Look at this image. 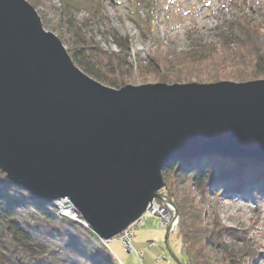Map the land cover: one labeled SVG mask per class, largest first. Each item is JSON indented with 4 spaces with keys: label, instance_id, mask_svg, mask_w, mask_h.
<instances>
[{
    "label": "water",
    "instance_id": "1",
    "mask_svg": "<svg viewBox=\"0 0 264 264\" xmlns=\"http://www.w3.org/2000/svg\"><path fill=\"white\" fill-rule=\"evenodd\" d=\"M204 152L264 161V78L109 87L74 63L27 0H0L9 178L109 242L161 199L166 162Z\"/></svg>",
    "mask_w": 264,
    "mask_h": 264
},
{
    "label": "rangeland",
    "instance_id": "2",
    "mask_svg": "<svg viewBox=\"0 0 264 264\" xmlns=\"http://www.w3.org/2000/svg\"><path fill=\"white\" fill-rule=\"evenodd\" d=\"M27 1L38 12L44 29L57 35L67 49L77 44L72 39V34L76 30L75 25L70 29L60 26L64 23L60 17L63 18L66 13L71 15L72 21L82 34L83 39L77 46L87 43L88 46L102 51L121 53L120 55L125 57L123 61L126 66L120 70L121 73L116 78L121 82L120 87L128 84L132 86L172 84L175 83L172 82L174 74L194 73V69L199 66L188 65L177 70L158 65L154 73L146 66V61L156 55L167 61L182 57V52L190 49L194 43V40L191 41L192 37L207 44L216 43L220 27L225 26L224 31H228L231 28L227 25L235 21H243L250 27L264 32V0H66L73 1L74 4L69 3L63 11H61L63 0ZM113 34L120 40L126 39L128 47L124 51L114 43ZM263 41L264 35L261 36L260 42ZM233 62L240 64L243 60L236 56ZM193 75L191 81L202 83L196 74ZM159 77H163L164 80L157 81ZM261 174L260 172L253 180L249 179L253 191H250L249 187L243 188L237 178L230 180L228 175L226 184L219 186L220 181H217L205 191H200L188 178L182 179L175 176L173 171L163 170L162 180L165 186L160 190L161 199L155 198L151 202V210L147 207L134 221L136 228L132 230L131 246H124L119 240L129 225L109 242L98 238L94 239V242L103 246L110 255L114 251L118 258L114 254L113 257L119 259L121 264H125L124 261L129 264H141L140 261L143 259L144 264L166 262L188 264L186 257L179 250L180 216L171 200L173 198L175 202L183 200L189 204L190 201H194L199 205L202 225L208 227L206 228L208 231L222 228L223 233L227 235L225 242L230 243L240 263L264 264V189L261 193L254 190ZM250 176L247 175L251 178ZM245 178L243 176L242 179ZM59 210L58 214L68 217L61 213L65 209L60 207ZM85 223L82 225L90 229ZM145 228L148 231L146 240H149L146 241V248H154L143 253L135 241L137 238H145L143 234ZM226 229L232 230L236 236L233 238L224 232ZM172 254L178 260L174 259ZM158 256L160 258L165 256L167 259L156 260Z\"/></svg>",
    "mask_w": 264,
    "mask_h": 264
},
{
    "label": "trees",
    "instance_id": "3",
    "mask_svg": "<svg viewBox=\"0 0 264 264\" xmlns=\"http://www.w3.org/2000/svg\"><path fill=\"white\" fill-rule=\"evenodd\" d=\"M63 2L61 11L69 3L74 4L73 1ZM60 18L64 20L60 26L65 29L75 25L72 39L78 45L83 38L71 15L66 13ZM227 26L231 28L228 31H224L225 26L220 27L216 43L207 44L192 37L194 43L190 49L182 52V57L167 61L156 55L146 61V66L153 73L158 65L177 70L188 65L199 66L192 75L182 72L174 74L172 82H190L193 74L202 82H242L264 78V41L260 42L264 32L243 21H235ZM113 38L121 51L128 47L125 38L120 40L115 34ZM77 45L67 49L74 63L101 83L119 88L121 82L116 78L126 66L123 61L125 57L118 52L88 46L87 43ZM236 56L241 57L243 62H233ZM158 80L163 81L164 78L159 77ZM163 170L173 171L175 176L182 179L188 178L200 191L227 179V175L230 180L237 178L243 188L249 187L253 191L249 181L261 172L254 190L261 193L264 189V163L260 161L199 153L173 157L166 162ZM241 175L246 178L243 180ZM247 175H251V178ZM171 200L180 216L179 250L188 264H242L238 257L236 259L230 243L225 242L227 235L222 228L208 231V227L202 225L199 205L194 201L188 204L183 200ZM57 211L50 200L31 193L0 170V264H121L112 253L110 255L103 246L94 242L96 235L81 222L62 216ZM200 214L202 216L203 212ZM224 232L233 238L236 236L230 229Z\"/></svg>",
    "mask_w": 264,
    "mask_h": 264
},
{
    "label": "crops",
    "instance_id": "4",
    "mask_svg": "<svg viewBox=\"0 0 264 264\" xmlns=\"http://www.w3.org/2000/svg\"><path fill=\"white\" fill-rule=\"evenodd\" d=\"M144 231H145V232H144L143 234H144V237H145V238H143V237H142L141 239L137 238V240L135 241L136 246H137L139 249H142V250H143V253L145 252V250H146V251H149L150 249L154 248V247H152V248H146V243H147L146 241H149V240H146V239H148V237H147V234H148L147 228H145ZM114 242H115V243H119V244H121V243L118 242V241H114ZM121 245H122V244H121ZM137 247H136V248H137ZM109 248H110V247H109ZM123 249H124V247H123ZM110 250H111V249H110ZM111 251H112V250H111ZM126 252H127V251H126ZM112 253L117 257V255L114 253V251H112ZM127 253H128V252H127ZM124 257H125V256H124ZM126 257H127V256H126ZM117 258H118V257H117ZM159 259H160V260H162V259H165V260H166L167 257L164 256V258H163V257L160 258V257L158 256V257L156 258V260H159ZM118 260H119V259H118ZM138 260H139V259H138ZM148 260H149V258H148ZM148 260H147V262L149 263ZM139 261H140V260H139ZM165 262H166V261H165ZM124 263H125V264H129V263H126L125 261H124ZM140 263H141V264H144V259H143V261H140ZM166 264H172V263H170V262H166Z\"/></svg>",
    "mask_w": 264,
    "mask_h": 264
},
{
    "label": "built area",
    "instance_id": "5",
    "mask_svg": "<svg viewBox=\"0 0 264 264\" xmlns=\"http://www.w3.org/2000/svg\"><path fill=\"white\" fill-rule=\"evenodd\" d=\"M60 208L57 207V210L60 212L59 210ZM62 213V212H61ZM77 220L81 221V219H78V217H76ZM166 219V218H165ZM139 221V220H138ZM137 221V222H138ZM82 223H85L83 221H81ZM135 223V222H133ZM132 225H129V227L127 228V230L124 231V233L119 237V240L123 242L124 246H128L130 247L131 246V239H132V230L133 228H136L135 225L136 224H133ZM86 224V223H85Z\"/></svg>",
    "mask_w": 264,
    "mask_h": 264
},
{
    "label": "bare ground",
    "instance_id": "6",
    "mask_svg": "<svg viewBox=\"0 0 264 264\" xmlns=\"http://www.w3.org/2000/svg\"><path fill=\"white\" fill-rule=\"evenodd\" d=\"M262 163H264V161H261ZM69 218H71V217H69ZM72 219H74L73 217H72ZM89 227V226H88ZM90 228V227H89ZM91 232H92V229L90 228L89 229Z\"/></svg>",
    "mask_w": 264,
    "mask_h": 264
}]
</instances>
